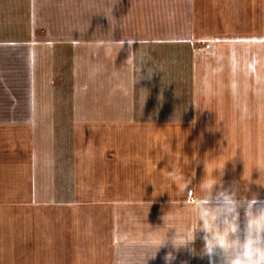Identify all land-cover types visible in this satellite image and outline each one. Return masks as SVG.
<instances>
[{"label":"crops","instance_id":"obj_1","mask_svg":"<svg viewBox=\"0 0 264 264\" xmlns=\"http://www.w3.org/2000/svg\"><path fill=\"white\" fill-rule=\"evenodd\" d=\"M114 2L0 0V264H145L264 170V2Z\"/></svg>","mask_w":264,"mask_h":264},{"label":"clouds","instance_id":"obj_2","mask_svg":"<svg viewBox=\"0 0 264 264\" xmlns=\"http://www.w3.org/2000/svg\"><path fill=\"white\" fill-rule=\"evenodd\" d=\"M118 2L115 0L114 4ZM110 25L113 32L116 27L111 22ZM124 42L116 43L122 48ZM134 43L128 41L129 46ZM220 169L219 179L203 183L191 220L182 223L178 231H171L174 227L171 224L167 229L157 230L161 234L156 238L155 252L146 256L145 264L169 242L173 251L164 257L166 264H171L174 253L182 250L189 256L206 260L207 264H264V200L255 192L248 195L250 184L264 188V170H260V178L255 181L250 176L241 192L235 182L225 185L224 166Z\"/></svg>","mask_w":264,"mask_h":264},{"label":"rangeland","instance_id":"obj_3","mask_svg":"<svg viewBox=\"0 0 264 264\" xmlns=\"http://www.w3.org/2000/svg\"><path fill=\"white\" fill-rule=\"evenodd\" d=\"M260 1L264 2V0H260ZM255 2H256V0H249V5H250V11L249 12H251V13H253V10H252L253 9V7H252L253 5L252 4L255 3ZM259 9H260V13H262L263 7L259 6ZM254 19H255V17H254ZM254 21H256V20H252V21L249 22V30H256L257 29V26H258L259 23H257V21L256 22H254ZM255 41H256L255 38H250V45H253ZM248 54H249L250 60L255 61V55L257 54V52L255 50H253V49H249V53ZM250 88H251L250 97L252 99H256L257 98L256 97V92L252 90V85L250 86ZM262 92H263L262 94H260V95L258 94L259 95L258 97H261V98L264 97V91H262ZM248 118H249L248 119L249 121H256V118L253 117L252 114ZM249 130H251V132L256 133V129H255V127L253 125L250 126V124H249ZM248 164L250 166H252V161L249 160Z\"/></svg>","mask_w":264,"mask_h":264}]
</instances>
